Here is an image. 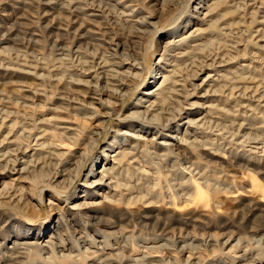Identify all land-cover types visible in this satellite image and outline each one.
I'll return each mask as SVG.
<instances>
[{
  "label": "rangeland",
  "instance_id": "obj_1",
  "mask_svg": "<svg viewBox=\"0 0 264 264\" xmlns=\"http://www.w3.org/2000/svg\"><path fill=\"white\" fill-rule=\"evenodd\" d=\"M48 1L0 0V141L12 134L18 142L5 146L3 163L29 165L0 181V264L14 261L15 241L34 243L25 264H264V102L249 95L264 100V0L215 9L214 0ZM206 8L214 11L204 24ZM194 35L197 48L168 56L169 43ZM165 69L174 70L165 119L208 74L243 79L234 89L213 83L217 107L184 140L192 145L169 152L150 142L136 164L116 166L114 186L95 191L87 176L111 167V145L132 144L116 146L122 122ZM96 76L100 91L76 85ZM23 194L25 207L15 205Z\"/></svg>",
  "mask_w": 264,
  "mask_h": 264
},
{
  "label": "bare ground",
  "instance_id": "obj_2",
  "mask_svg": "<svg viewBox=\"0 0 264 264\" xmlns=\"http://www.w3.org/2000/svg\"><path fill=\"white\" fill-rule=\"evenodd\" d=\"M61 2H62L61 0H49L48 4L52 5V6H57V5L60 6ZM221 2H222V0H214V1H212L211 5L215 6L214 7V9H215V8L219 7V4ZM63 5H64V3H63ZM211 5H209L208 8ZM61 9H63V6H61ZM214 9L212 8L209 10L206 8L207 11L204 14L203 18L201 19V21L204 24L209 22V20L207 18L209 16H211V13L214 11ZM196 10L201 15H203L202 10L200 11L198 8H195V11ZM261 23L264 25V21H262ZM10 32H12V31H10ZM83 38L85 39V36L81 37V39H83ZM199 39L200 38H198V35H194L191 37L183 38L182 40L177 41V42L169 43L170 47H169V50H167V51L170 53V55H168V56L173 57V55L178 50L182 49L183 46L191 45L190 47H192L194 49L197 48L199 46V44H198V42L200 41ZM261 39H263V37ZM191 40H193V41H191ZM173 52H174V54L171 55V53H173ZM185 53H187V52H180L177 54L178 55H186ZM124 55H126V54H124ZM166 57L167 56H164V59L166 61H168V59H166ZM228 62H230V61L223 60V61H221L220 66H218V67H220V68L225 67L226 68L228 66ZM167 63H168L167 65H169V67L173 68V63H169V62H167ZM241 69H243V66H242V68H240V70ZM164 71H166V73H168L169 75H160L157 73V75L154 78V81L155 80L159 81V79H162V81L153 88H150V87L155 83H151L147 87V90H149V91L147 92V90H146V92H143L142 97L138 98L135 102H133L131 104V108H130L131 113L129 115H127L126 118H124V120L122 122V125L126 129V131H123V132L121 131L119 136L123 139L116 142L117 143L116 146L118 147L121 145L122 146L127 145L125 143L127 142V139H129V138L133 141V142H131L132 144L129 145V147L127 149L124 148V150H122V151H120L121 149L116 151L115 149H113L115 146L111 145L110 147H112V148H110V152H113V153H109L107 155V158L110 159V161L112 163L111 167L104 168L101 172H93L92 171L87 176L88 178L94 179V181L92 182V189H95V191L96 190H103L104 188H110L111 186H114V185H112L113 182L110 180L111 179L110 175L114 171V169H116V166H119L118 164L121 165V163H123L125 161H127L130 164H136L137 158L135 157V155L138 154L139 149H141L140 147H148L149 145H151V144H149L150 142L153 143L152 146H156L158 149L162 148L163 151H164V149H166V151H169V152L174 150V149H171L173 147L178 148V147H183V145H192L191 142L186 143V142H184V140H186L187 136L194 135L197 132L196 130L198 129V127H200V125H203L201 123H203L205 120V118H204L205 114L204 113H206V115H207V114H209V111L214 110L217 107L214 103L215 102L214 100L218 97V90L216 88L214 89V87L212 86L213 83H217V82L226 80L225 84H223L222 86L225 89H228V88L234 89L239 84V82L242 83L241 79H243V78H241L240 75H235L234 77L230 76L229 78H227V76H224L223 74H217V75L208 74V76L202 82L200 87H198V85L195 84L194 85L195 89L193 88L194 89L193 92H191V90H190L189 93H187V96H186L187 102L186 101L184 102V105L178 111L177 115L174 114V116L171 115L172 116L171 118L165 119V117H163L162 114L164 113L163 104L165 102L166 97H163V95H165L166 93L169 94L170 90L172 89V87H169V82L173 78L172 74H173L174 70L173 69L172 70L171 69H165ZM110 72L118 73L117 71H114V70H111ZM219 72H220V70H219ZM125 73H127V72L125 71ZM122 74H124V73H122ZM133 77H135V76H133ZM92 78L94 80L97 79V81L87 83V84L86 83L81 84V82H80V83H77L76 85L81 86V87H85V88H90V90L92 88V90L94 92L100 91L99 80H101V77L96 76V78H94V77H92ZM102 78H103V76H102ZM244 79L247 80L249 78L245 77ZM104 87H106V86H104ZM198 88H200L201 90L203 89V90L201 92H199V91H197ZM107 89H109V88H107ZM103 90H105V88L102 87L101 92ZM242 90H243V87H240V91H242ZM108 91L109 92L111 91V92L116 93L118 95H120V93L122 92V91L121 92L117 91L115 89H109ZM174 92H175V90H174ZM249 95L253 98H257L259 100V102H262V101L264 102L262 95L258 94V91L257 92L254 91L253 93H251ZM122 96H124V94ZM211 97H212V99H210ZM117 98H118V96H117ZM94 100H96L99 103L102 102L101 101L102 99L100 97H96V98L94 97ZM207 102L212 103L214 105L212 106V104L211 105L208 104L210 106H208V105L204 106V104ZM5 113H7L5 111V109L0 108V115L3 116ZM171 113L172 112H170V114ZM101 117L106 119V118L110 117V114L105 113ZM4 121H6V120H4ZM55 122H56L55 124H57L59 126V129H62L66 132H72L75 130L73 128V126L69 125V122H65L63 120H55ZM97 127H99V125H97ZM239 129H241L243 131V124H241V125L239 124ZM183 130H184V132H183ZM244 130L248 131L249 129L245 128ZM246 134H247V132H246ZM150 136H152V138L149 139L148 137H150ZM16 143H18V142L16 141V138L14 136H12V134H8L6 136V139H4L3 141H0V181L11 179L15 175H19V174H23V173L27 172V168L29 165L22 168V169H19L16 167V165H12V166L6 165V164L4 165V163H3L5 161H8V157L10 155L9 152H5V150H6V149L4 150L5 146L11 147V146L16 145ZM10 162L11 161H9V163ZM63 176L64 175H62V177ZM55 177L56 176L54 173L53 178H55ZM20 191H21V189H19V192ZM21 192L23 193V190ZM19 197H21V198L19 200H17L18 204H16V202H14L18 198L16 195L11 200L15 203V205H19V203L21 202L22 207L23 206L25 207L26 203L24 201H27V199L24 198L25 194H23V196H19ZM11 205H9V206H11ZM89 208H93V204H90ZM72 209H73L72 211H74L76 213L78 210V207L75 206ZM87 217L89 219H96L97 218L96 211L94 214H89ZM229 241L227 242L228 244H229ZM33 245H34L33 242L25 243V242H16L15 241L13 243V247L8 248L11 250L10 251V259L14 260L13 261L14 264H19V263L25 264L26 261L23 262L24 260L20 261V259L27 257V250L30 251V247ZM4 247H5V243H0V248H4ZM42 248H46V249L50 250V247H48L47 245H42ZM97 260H100V259H97ZM243 260L245 261V259H242V261ZM15 261H17V262L15 263ZM143 264H145V263H143ZM146 264H155V262L151 261L150 263H146ZM187 264H196V262L194 263L193 261L189 260L187 262Z\"/></svg>",
  "mask_w": 264,
  "mask_h": 264
}]
</instances>
